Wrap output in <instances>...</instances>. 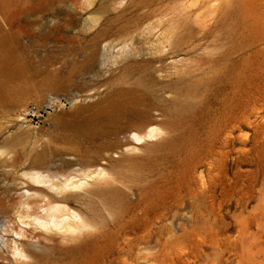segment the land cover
<instances>
[{
    "label": "rangeland",
    "instance_id": "rangeland-1",
    "mask_svg": "<svg viewBox=\"0 0 264 264\" xmlns=\"http://www.w3.org/2000/svg\"><path fill=\"white\" fill-rule=\"evenodd\" d=\"M69 59L72 98L130 91L102 125L65 131L47 121L69 109L48 83ZM139 117L164 133L150 150L136 146L129 165H112L123 218L115 222L121 213L102 195L84 199L97 228L124 223L131 264H259L264 0H0V235L21 239L11 229H30L21 221L38 209L17 190L37 153L58 165H96L107 152L118 160ZM45 235L36 258L20 259L11 245L0 264H114L112 233Z\"/></svg>",
    "mask_w": 264,
    "mask_h": 264
},
{
    "label": "bare ground",
    "instance_id": "bare-ground-1",
    "mask_svg": "<svg viewBox=\"0 0 264 264\" xmlns=\"http://www.w3.org/2000/svg\"><path fill=\"white\" fill-rule=\"evenodd\" d=\"M129 94V90L118 89L98 96L89 95L83 99L70 97L69 109L55 110L53 114L49 115L47 121L65 131L96 127L102 125L110 115L112 108L118 107L121 104V99ZM57 103H60L59 98H53L48 100L47 105L53 108ZM258 129H261V134H264V119L258 123ZM163 133L164 130L159 121L146 117L140 118L124 135L120 159L114 160L107 152L102 159L103 163L97 162L96 165L80 163L76 160L58 165L48 160L44 156V151L37 153L35 159L24 168L22 176L26 178L25 186L18 189L17 192H19L18 198L26 203L34 204L38 211L26 216L32 221H21L22 224L30 226V229L22 227H19V231L16 228L11 229L12 234L21 237V239L13 236L5 238L0 235V249L2 247L9 249L13 245L16 255L26 261L37 257L36 250L33 249L40 248L41 240H51L50 236L45 234L58 233L62 235V240L76 242L90 233L98 234V238L112 233L115 235V250L110 252L108 258L112 259L114 264H131L132 262L127 263V261L129 262L127 256L129 247H132L134 240L130 239L122 229L124 223L117 226L119 229L116 231H112L110 227L101 228L103 230L97 228L98 226L90 217L91 210L84 203V199L88 195H92L93 192L102 195L113 208H117L115 214L121 213L115 222L123 218L125 216L124 204L118 191L111 184L113 183L110 172L113 170L112 165L121 166L123 163H126V166L129 165L132 158L128 154L139 150L136 146L141 145L150 150L158 146V144L151 143V139L158 138ZM91 186L97 189L89 190ZM39 210L41 211L39 212ZM114 226L116 227L115 224ZM37 230H39L38 233ZM31 233L34 234V241L29 237ZM79 245L81 246V244ZM121 245L123 247L118 249ZM262 257L260 260L264 264V256ZM25 261H22V264ZM148 264H156V262L149 261Z\"/></svg>",
    "mask_w": 264,
    "mask_h": 264
},
{
    "label": "water",
    "instance_id": "water-1",
    "mask_svg": "<svg viewBox=\"0 0 264 264\" xmlns=\"http://www.w3.org/2000/svg\"><path fill=\"white\" fill-rule=\"evenodd\" d=\"M81 57H83V54L79 53L74 56L73 61L79 60ZM72 64V60L69 59L63 64L62 67H54L51 70H49V79L48 83L51 85H59L60 87L57 88L56 94L57 97H59L61 100H70V97H75L78 95L77 91L75 89H68L64 84H63V79L65 76L68 74V69L70 68ZM46 99H48L50 94L45 95ZM70 103H67V106L69 107Z\"/></svg>",
    "mask_w": 264,
    "mask_h": 264
}]
</instances>
